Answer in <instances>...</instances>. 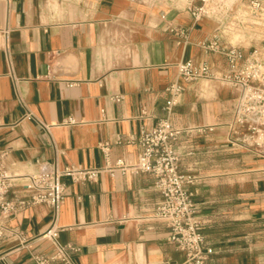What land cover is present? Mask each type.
Here are the masks:
<instances>
[{"label": "crops", "instance_id": "obj_1", "mask_svg": "<svg viewBox=\"0 0 264 264\" xmlns=\"http://www.w3.org/2000/svg\"><path fill=\"white\" fill-rule=\"evenodd\" d=\"M170 24L189 26V41L178 44ZM210 25L209 18L194 24L181 1L0 0V26L9 30L8 38L0 34L6 168L28 175L70 165L101 167L107 163L104 142L111 145L110 164L135 161L141 128L165 116V88L181 82L186 88L174 123L214 125L178 144L181 170L198 177L188 188L212 249L207 264H264V157L229 139L238 91L217 80L184 82L176 66L192 59L226 70L224 56L197 45L214 35ZM190 146L195 153L188 156ZM61 179L66 195L57 214L36 204L8 221L29 239L23 246L0 241V264H35L33 255L50 253L53 243L41 234L52 224L59 243L77 248L74 264H184L185 253L155 217L161 193L152 174ZM24 181L17 180L12 194L21 192Z\"/></svg>", "mask_w": 264, "mask_h": 264}, {"label": "built area", "instance_id": "obj_2", "mask_svg": "<svg viewBox=\"0 0 264 264\" xmlns=\"http://www.w3.org/2000/svg\"><path fill=\"white\" fill-rule=\"evenodd\" d=\"M147 4H162L181 1L193 18L194 24L222 11L232 9L239 4L253 10L264 11V0H135ZM165 18V14H161ZM171 32L177 37V43L188 42L189 26L170 24ZM8 28L0 26V34L8 38ZM205 53H217L225 57L227 68L218 72L208 61L195 62L192 59L176 64L179 76L184 82L201 79L217 80L228 83L238 91L237 101L232 111L229 126V139L234 145L248 149L264 157V64L258 57L257 50L249 55L237 44H228L213 35L197 42ZM185 85L178 81L170 82L165 90L167 99L165 116L153 126L141 128L138 136L140 151L137 160L117 159L110 164V143L104 142L101 148L107 163L101 167L70 165L64 169L41 170L28 175H19L6 168L7 150L0 147V241L16 242L23 246L28 242L26 233L8 225V221L25 208L36 204H48L56 212L65 199L66 186L63 176L73 181H96L103 172L115 175L117 172H146L154 176V185L161 193L155 217L168 226V239L177 249L185 253L184 264H207L212 249L205 244L202 232L203 222L198 216V205L194 192L188 187L198 181L192 173L180 168L181 155L178 144L185 137L193 141L195 136L206 134L214 125L178 126L173 121L175 106L185 90ZM120 100L121 96H115ZM70 121H73L70 119ZM46 127H48L45 124ZM119 136L116 143H120ZM195 148L190 146L186 154L191 156ZM24 177L21 192L12 194L17 180ZM59 228L52 224L41 237L53 243V250L48 254L33 255L35 264H50L54 261L62 264H74L72 251L77 250L71 244H61L57 240Z\"/></svg>", "mask_w": 264, "mask_h": 264}, {"label": "rangeland", "instance_id": "obj_3", "mask_svg": "<svg viewBox=\"0 0 264 264\" xmlns=\"http://www.w3.org/2000/svg\"><path fill=\"white\" fill-rule=\"evenodd\" d=\"M239 9L240 11H238ZM252 15L254 17H251ZM263 17L264 11L253 10L239 4L230 10L222 11L208 18L210 19V26L214 30L213 34L215 36L228 44H237L247 55L257 50L258 57L264 64Z\"/></svg>", "mask_w": 264, "mask_h": 264}, {"label": "bare ground", "instance_id": "obj_4", "mask_svg": "<svg viewBox=\"0 0 264 264\" xmlns=\"http://www.w3.org/2000/svg\"><path fill=\"white\" fill-rule=\"evenodd\" d=\"M238 11H240V9L238 10ZM242 12V11H241ZM244 13V12H243ZM252 13V12H251ZM251 13H249V14H251ZM242 14V13H241ZM248 15V14H247ZM251 17H254L253 15L251 16ZM250 18V17H249ZM261 18V17H260ZM264 18V17H263ZM263 18H262V20H263ZM234 19V18H233ZM250 23H252V22H250ZM257 23H258V21H257ZM237 24V23H236ZM255 24V23H254ZM261 25H262V23H261ZM262 27V26H261ZM249 29V28H248Z\"/></svg>", "mask_w": 264, "mask_h": 264}]
</instances>
